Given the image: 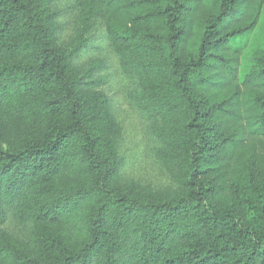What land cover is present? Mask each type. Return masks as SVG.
Listing matches in <instances>:
<instances>
[{
    "label": "trees",
    "instance_id": "trees-1",
    "mask_svg": "<svg viewBox=\"0 0 264 264\" xmlns=\"http://www.w3.org/2000/svg\"><path fill=\"white\" fill-rule=\"evenodd\" d=\"M71 14L107 25L169 184L126 169ZM0 264H264V0H0Z\"/></svg>",
    "mask_w": 264,
    "mask_h": 264
},
{
    "label": "rangeland",
    "instance_id": "rangeland-1",
    "mask_svg": "<svg viewBox=\"0 0 264 264\" xmlns=\"http://www.w3.org/2000/svg\"><path fill=\"white\" fill-rule=\"evenodd\" d=\"M90 20L96 23L88 28L84 26L82 15L78 17L71 14L64 19L67 22L59 43L63 50L69 51L83 39L84 56L78 62L82 69L86 70L94 63L104 66L100 75L106 82L103 92L113 103L117 113L120 125L117 137L127 160L126 169L129 173L150 188L167 185L170 177L156 163L148 122L126 99L131 84L123 76L114 54L107 48V25L102 19Z\"/></svg>",
    "mask_w": 264,
    "mask_h": 264
}]
</instances>
